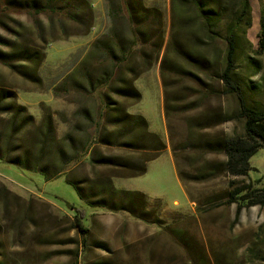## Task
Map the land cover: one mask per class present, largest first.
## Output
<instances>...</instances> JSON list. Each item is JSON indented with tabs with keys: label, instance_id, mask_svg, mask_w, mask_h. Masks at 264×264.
Wrapping results in <instances>:
<instances>
[{
	"label": "trees",
	"instance_id": "16d2710c",
	"mask_svg": "<svg viewBox=\"0 0 264 264\" xmlns=\"http://www.w3.org/2000/svg\"><path fill=\"white\" fill-rule=\"evenodd\" d=\"M10 1H15V7L36 15L62 14L80 28L87 23L83 22L84 18H92L86 0H8L9 5ZM108 2L113 18L125 12L130 39L116 31L110 40L95 41L85 59L68 60L70 71L66 78L81 96L90 97L98 88H104L103 107L95 112L84 108L74 112L68 131L58 136L53 113L48 108L41 121L36 122L24 106L14 103V94L0 92V161L39 173L47 181L66 176V182L89 208L123 212L156 226L177 244H183L188 255L185 263L205 264V259L193 252L176 230L165 228L160 200L114 187V179L144 175L149 163L167 149L160 136L150 131L145 118L129 111L141 99L134 85L141 72L136 73L137 66L129 64V59L137 53L142 61L139 65L145 70L153 62H159L169 149L186 196L190 182L220 176L246 177L251 171L250 159L264 150V109L246 100L243 83L237 75L241 34L250 26V0H170L167 36L159 8L146 6L144 0ZM40 39L45 43L41 36ZM258 46L264 50V19L260 21ZM95 55L102 57L97 63L101 69L91 65ZM45 59V48L36 44H24L0 56V61L15 74L37 85L41 84L38 72ZM123 72L129 77H123ZM62 86L55 88L56 96ZM113 95L119 100H114ZM222 97L233 98L236 108L226 112L211 105L212 100ZM176 119L183 121L181 141L174 138L172 122ZM231 121L243 123V135L229 137L223 132H211ZM212 155H220L222 159H209ZM181 161L188 169L186 173L181 169ZM84 164L92 169V178L75 175V170ZM226 197L221 205L236 204L237 219L243 208L264 206V186L248 192L235 190ZM190 202L195 201L190 197ZM0 203L5 208L9 204L20 208L24 201L1 185ZM64 218L69 229L79 234V245L72 258L74 264H81V256L90 247L89 230L78 215L71 220ZM156 242L155 238L147 240L140 256L133 254L124 262L104 243H96L94 247L107 251L110 258L87 264H163L164 261L184 264V259L154 256ZM139 244L143 245L141 242L136 245ZM131 247L135 248L127 245L123 251L127 253ZM0 264L6 263L0 261Z\"/></svg>",
	"mask_w": 264,
	"mask_h": 264
},
{
	"label": "rangeland",
	"instance_id": "374dc122",
	"mask_svg": "<svg viewBox=\"0 0 264 264\" xmlns=\"http://www.w3.org/2000/svg\"><path fill=\"white\" fill-rule=\"evenodd\" d=\"M86 1L92 18H84L83 22L87 23L80 28L62 14L36 15L15 7V1H10L12 4L9 5L8 0H0V56L24 44L43 46L46 53L45 62L38 72L40 85L26 81L0 61V92L14 94V103L24 106L36 122L41 121L48 108L53 113L58 136L68 131L74 112L81 108L91 112L101 109V99L106 92L100 87L90 97L79 93L65 94L64 89L72 88L66 82L70 71L68 60L72 57L85 59L95 41L110 40L116 31L122 33L126 40L130 39L124 11L120 12L119 18H113L108 0ZM144 4L160 9L167 36L171 22L170 0H144ZM262 19L264 0H250V26L241 34L237 65L246 100L259 109H264V50L258 46ZM40 36L45 43L41 42ZM101 60L102 57L95 55L91 65L101 69L97 64ZM141 62L137 53L129 59V64L137 66L136 73L141 72L134 83L141 99L129 111L142 115L149 129L169 147L162 110L159 62H153L148 70L140 67ZM122 76L129 77L126 72ZM59 86L63 89L56 96L54 90ZM112 98L119 100L114 95ZM211 105L220 106L226 112L236 108L231 97L214 99ZM172 128L175 140L181 141L183 121L173 120ZM211 132H223L229 137L243 135V123L226 122ZM209 159L221 160L222 156L212 155ZM250 166L251 171L246 177L220 176L190 182L187 184L189 196H186L168 148L149 163L144 175L114 179L113 184L118 190L137 191L150 200H160L164 207L162 219L165 228L176 230L193 252L205 259V264L206 260L208 264H264V206L243 208L236 219V204L221 205L230 192H248L264 186V150L250 159ZM181 169L185 173L188 171L182 161ZM75 175L92 178V169L87 164L81 165L75 170ZM1 185L24 201L20 208L13 204L5 208L0 203V261L6 264H74L72 257L80 237L75 230L69 229L64 218L67 216L71 220L74 215L81 217L89 230L90 247L81 256V264L110 258L107 251L94 247L96 243L106 244L124 262L133 254L140 256L145 250V242L154 238L157 241L154 256L184 259V264H188L185 263L188 258L185 247L177 244L166 231L145 225L124 213L89 208L66 182V176L47 181L39 173L0 161ZM190 197L194 203L190 202ZM139 242L143 245H136ZM127 245L135 246L127 251L128 254L123 251Z\"/></svg>",
	"mask_w": 264,
	"mask_h": 264
},
{
	"label": "crops",
	"instance_id": "0c3cea01",
	"mask_svg": "<svg viewBox=\"0 0 264 264\" xmlns=\"http://www.w3.org/2000/svg\"><path fill=\"white\" fill-rule=\"evenodd\" d=\"M64 93L65 94H67V95H75L76 93H79L78 91H76L75 89H74V87H72V88H70V89H64ZM78 95H80V93L78 94ZM133 107V106H132ZM130 113H132V112H130ZM151 131V130H150ZM169 147H168V145H167V149H168ZM166 149V150H167ZM117 213H123V212H117ZM124 214H126V213H124ZM128 215V214H127ZM130 217V216H129ZM132 218V217H131ZM132 219H134V218H132ZM134 220H136V219H134ZM136 221H139V220H136ZM139 222H141V221H139ZM141 223H143V222H141ZM143 224H145V223H143ZM145 225H148V224H145ZM149 226H153V225H149ZM156 227V226H155ZM106 245V244H105Z\"/></svg>",
	"mask_w": 264,
	"mask_h": 264
}]
</instances>
